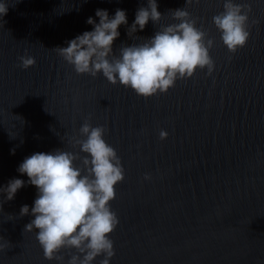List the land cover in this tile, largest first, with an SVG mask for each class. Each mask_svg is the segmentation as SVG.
Returning <instances> with one entry per match:
<instances>
[{
    "label": "water",
    "instance_id": "water-1",
    "mask_svg": "<svg viewBox=\"0 0 264 264\" xmlns=\"http://www.w3.org/2000/svg\"><path fill=\"white\" fill-rule=\"evenodd\" d=\"M0 2L8 7L0 18V188L25 182L11 201L0 193V237L10 243L0 264H58L44 258L38 230L24 231L38 190L18 167L57 149L83 158L69 141L84 139L79 129L88 117L107 130L104 139L125 170L110 202L119 220L110 264H264V0H234L252 9L249 39L234 55L212 23L224 0H156L161 20L131 38L127 29L147 0ZM184 7L214 40L215 69L210 76L198 69L166 94L146 100L102 73L77 75L53 50L93 31L87 19L99 23L97 9L110 17L121 9L128 23L113 43L119 55L121 45L178 23L171 11ZM25 53L36 61L27 70L18 59ZM24 205L29 215L21 217ZM60 254L68 264L69 252Z\"/></svg>",
    "mask_w": 264,
    "mask_h": 264
},
{
    "label": "clouds",
    "instance_id": "clouds-1",
    "mask_svg": "<svg viewBox=\"0 0 264 264\" xmlns=\"http://www.w3.org/2000/svg\"><path fill=\"white\" fill-rule=\"evenodd\" d=\"M199 3V0H196ZM192 0H186L190 6ZM6 3L0 2V18L7 14ZM247 3L237 4L234 0H224L223 11L212 17V23L221 34L220 38L229 53L235 54L249 39V13ZM173 23L158 30L152 38L131 46L121 45L113 51V43L119 37L118 28L127 26L126 12L115 11L113 17L107 10H96L99 23L89 17L87 23L93 31L68 42L67 47L53 49L63 60L73 67L77 75L103 77L113 86L119 83L130 88L144 99L158 94H166L177 80H187L199 70L207 69L211 75L215 63L210 56L214 40L207 32L198 28L197 20L190 16L186 7L171 11ZM162 15L156 0H147V7H140L135 20L127 29L131 38L143 31L151 20L158 24ZM256 23V21H253ZM20 67L27 70L35 66L33 57L25 53L18 58ZM88 117L79 129V136L69 143L86 154L57 149L52 153H34L24 159L18 172L26 174L28 183L38 190L31 215L35 218L25 226V232L38 230L36 236L43 249L44 258L63 264L67 250L68 264H93L103 257L99 264H110L115 256L111 234L119 220L110 207L115 199V187L123 182L125 170L115 149L104 139L106 129L93 127ZM167 132L160 131V140L167 139ZM14 154V150H13ZM79 161V166L76 162ZM144 180H151L146 174ZM25 186L21 179H13L7 187L0 188L6 200L14 199L17 191ZM29 215V207L22 206L20 216ZM13 217L9 216V220ZM10 243L0 237V252ZM72 250H75L74 252Z\"/></svg>",
    "mask_w": 264,
    "mask_h": 264
}]
</instances>
